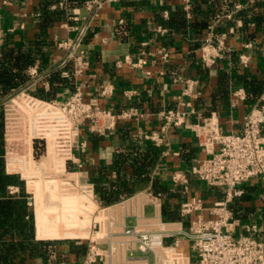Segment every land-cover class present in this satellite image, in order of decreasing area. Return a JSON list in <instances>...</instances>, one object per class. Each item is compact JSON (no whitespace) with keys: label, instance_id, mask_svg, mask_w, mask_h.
I'll list each match as a JSON object with an SVG mask.
<instances>
[{"label":"crops","instance_id":"1","mask_svg":"<svg viewBox=\"0 0 264 264\" xmlns=\"http://www.w3.org/2000/svg\"><path fill=\"white\" fill-rule=\"evenodd\" d=\"M86 1L52 2V9H64L67 16L56 19L48 28L49 43L34 46L39 61L26 68L28 79L21 87L34 96L33 93L40 90L49 99L63 100L78 85L85 95L90 96L96 95L101 85L110 81L116 86V92L109 98L100 99L101 104L116 110L135 106L143 116L122 119L115 130L103 135L84 130L88 145L78 152L82 165L71 160L67 162L68 169L76 172V190L73 186L69 187L71 184L65 183L63 177L57 176L64 184L59 188L57 178H48L47 173L54 171L55 162L50 157L36 159L33 156V139L23 145L24 157L13 153L19 146L17 142L4 143L5 169L23 180V192L19 185H10L17 186L18 193L24 194L20 196L27 208L26 218L32 223L33 240L39 245V253L27 264H47L51 261L80 264L84 260L87 241L78 243L74 235L67 233L72 230V224L80 223L76 226H82L86 222H82L83 218L81 222L77 219L73 222V219H64L63 216L65 210H87L93 206L83 200V197L87 199L85 193L88 190L96 194L97 203L106 206L112 213L116 228L120 229L135 225L137 221L145 225L151 217L167 219L164 214L166 201L152 189L153 179L156 178L173 193L179 194L172 197L177 209L187 196H201L207 206L225 197V189L207 185L191 170L195 159L208 155L198 144L192 128H172L165 135L166 142L162 146L154 145L141 133L159 130L162 120L158 112L177 106L181 84L175 82V77L183 75L200 79V94L192 102L200 114H190L189 121L196 122L205 116L215 115L223 132L240 131L243 116L259 102L261 96L251 94L242 75L264 82V0H193L191 17L183 11L180 0H103L94 11L87 8ZM42 2L0 0L3 43L13 35V39L22 43L20 46L30 47V39L38 33L36 13ZM239 2H244L245 7L236 10L235 4ZM165 11H168V16ZM229 13L231 18L226 16ZM165 21H169L172 27L165 26ZM158 25L165 26L168 31L156 32ZM211 25L214 26V37L226 38L229 48L216 66L208 68L199 57L198 47L211 31ZM245 41L253 44L248 49L251 61L246 69L237 60ZM9 42L15 45L13 41ZM64 42L66 44H62ZM161 46L170 50L173 61L162 62L157 55L149 53L148 62L143 67L134 68L128 62V59L141 57L142 50L153 52ZM81 50L86 51L90 65L82 75L77 76L73 54ZM33 66L39 70L36 76L29 73ZM54 71H58L59 76L51 78ZM239 87L245 88V99L233 95ZM128 89H134L136 93L127 97L124 93ZM3 101L2 97L0 107ZM0 114L3 116L2 112ZM125 131L142 139L144 145L157 147L158 161L151 172L149 184L136 188L117 203H105L91 176L98 169L110 165L118 151L128 148ZM174 170L187 173L188 195L175 188L172 179ZM36 171L43 175L32 174ZM118 173L113 169L109 176L115 179ZM37 179L44 180L47 187L41 189L40 185L37 186ZM243 188V195L236 198L230 207L242 221L257 220L264 226V183L256 180ZM136 193L140 194L130 198ZM27 196L35 198V205L28 204ZM180 218L178 211L175 219L170 220L178 221ZM108 226L110 230V223ZM83 230L78 233H84ZM180 243L181 250L192 252L186 237Z\"/></svg>","mask_w":264,"mask_h":264},{"label":"built area","instance_id":"2","mask_svg":"<svg viewBox=\"0 0 264 264\" xmlns=\"http://www.w3.org/2000/svg\"><path fill=\"white\" fill-rule=\"evenodd\" d=\"M102 2L103 0H87L86 6L94 11ZM180 2L187 16L191 17L193 0ZM244 5V2L236 3L235 9L243 8ZM165 15L168 16V11H165ZM226 16L231 18L232 14ZM213 28L211 25V31L198 47L199 57L208 68L216 66L225 56V50L229 48L226 38L214 37ZM167 31L163 25L156 27V32ZM2 44L3 37L0 34V46ZM252 45L251 41H245L243 50L237 55L238 63L244 69L250 66L251 54L248 49ZM149 53L157 55L162 62L173 61L170 50L166 46H161L153 52L142 50L141 57L137 60L128 59V62L134 68L143 67L148 62ZM73 61L77 76L84 73L90 65L85 50L73 54ZM38 71L37 66L29 69L31 76H36ZM174 79L181 84L177 106L164 108L158 112L162 120L159 130L141 133L154 145L162 146L166 142L165 135L172 128L181 126L192 128L198 144L208 155L195 159L191 170L207 185L225 189V197L207 206L203 197L187 196L180 203L178 211L181 218L178 221L151 217L145 225H140L137 221L135 225L120 229L116 228L112 213L108 212L106 206L97 203L96 194L88 190L89 192L85 193L87 199L83 197V200L93 206L81 215L82 218L88 219L81 226L84 233L74 235L78 243L87 241L86 254L80 264H264V226L257 220L242 221L230 207L236 198L243 195L244 185L256 180L264 183V92L259 102L243 116L240 131L223 132L215 115L205 116L196 122L189 121L190 114H200L192 103L200 94L198 89L200 79L183 75ZM115 92L116 86L108 81L101 85L96 95L90 96L85 95L78 85L62 102L38 98L28 91H16L8 96L7 99L13 101L20 95H26L25 98L20 96L21 103L25 102L27 97H35L49 103L55 110L53 119L56 118L57 121L52 123V120L51 123L53 128L59 126L55 128L62 129L61 137L55 136L51 142L44 135H35L32 138L35 146L33 156L36 159L50 157L53 161H58V164H54V171L47 173L49 179L63 177L65 183L71 184L69 187L76 188L74 175L76 172L68 169L67 162L71 160L82 165L78 152L88 145L84 130L103 135L115 130L122 119H138L143 116L135 106L122 110L103 106L100 99L109 98ZM135 93L136 90L128 89L124 94L130 97ZM233 95L245 99L246 90L239 87L235 89ZM42 118L39 117L40 127L49 128L46 119L45 123ZM61 118L64 120L61 121ZM64 128L68 130H63ZM51 146H54L55 150H52ZM32 174L43 175L40 171ZM172 179L175 188L188 195L187 173L174 170ZM9 191L18 193V187L10 185ZM139 194L136 193L130 198ZM34 199L27 196L28 204L35 205ZM109 223L110 230L107 229ZM185 237L190 242L191 253L180 249L181 239ZM47 264L72 263L51 261Z\"/></svg>","mask_w":264,"mask_h":264},{"label":"trees","instance_id":"3","mask_svg":"<svg viewBox=\"0 0 264 264\" xmlns=\"http://www.w3.org/2000/svg\"><path fill=\"white\" fill-rule=\"evenodd\" d=\"M54 1L55 0H43L39 9H37L36 19L39 22L38 33L34 38L30 39V47L20 46L22 43L13 39V35H10L0 47V99L11 94L13 88L21 87L27 82L28 76L25 72L26 68L30 64L39 61V58H37L38 51L33 49L34 46L39 45L37 43H49L47 39L48 28L53 25L56 19L65 18L67 16L64 9L51 8V4ZM73 1L79 3L83 0ZM127 2L129 3V1ZM169 23V21H165L164 25L170 28L172 26ZM9 41H13L15 45H10ZM57 76H59L58 71H54L51 74V78ZM242 76L245 78L246 87L251 94L257 95L256 97L260 96L264 91V82H260L258 79L253 80L248 78V75ZM39 91L33 94L39 98L50 100V97H46ZM21 97L25 98L24 95H21ZM10 102L14 103L13 101ZM17 103L19 102L17 101ZM24 103L25 102L19 103L20 107L19 105L18 107L23 109L24 112L27 110L31 118L35 117L29 120V125L33 132H37L38 128L42 129L39 124V117H43L42 119H46V122H48L47 124L50 126L49 129L54 133L55 130L53 129H55V127L53 128V124L50 123L53 120V113H55V110L48 109L49 106L47 107L46 105H49V103L43 102L35 97H28L26 99V103H31V105ZM40 114H43V116H40ZM37 117L38 122L35 121ZM1 118L2 114H0V264H27L32 260L33 256L35 257V255L39 253V245L33 240L32 223L30 219L26 218L27 208L22 199L23 197L20 196L23 194V180L19 175L8 173L5 169V125ZM63 120L64 118H61V121ZM52 137L53 141L54 135ZM124 137L129 143L128 148L123 151H118L110 165L98 169V171L92 173L91 176L100 197L105 203L116 202L135 191L136 188L149 184L152 180L151 172L158 161L157 157L159 150L157 147L150 144L148 146L146 144L144 145L143 140L132 135L130 131H125ZM52 148V150H55L54 146ZM54 162L58 164V161ZM57 168H59V166ZM113 169L119 172L118 178L112 179L109 176ZM58 181V188L64 185L60 180ZM38 183L37 181L36 185H40L41 189L47 187L44 180L42 183ZM10 184L19 185L22 191L21 194L10 193ZM152 189L155 193L164 197L166 201L164 214L167 219H175L178 214V209L172 201V197L175 195L179 196V194L173 193L172 190L163 185L158 178L153 179ZM83 212L84 210L78 209L72 212L65 210V216L63 217L64 219H73V222H75V219L81 222V215ZM85 220L88 219L84 217L82 222ZM76 224L78 223L72 224V230H69L67 234H79L78 232L81 230V226H78L80 223L77 226Z\"/></svg>","mask_w":264,"mask_h":264},{"label":"rangeland","instance_id":"4","mask_svg":"<svg viewBox=\"0 0 264 264\" xmlns=\"http://www.w3.org/2000/svg\"><path fill=\"white\" fill-rule=\"evenodd\" d=\"M22 87L13 88V91L9 95H12L16 91H19V92L20 91H27L25 88H22ZM20 96L17 98V100L16 99L13 100L14 103L10 102L11 99H9V100L7 99L8 95L5 96L6 98L3 97L4 101L1 103L0 113L1 112L3 113L2 118H3V121H4V125H5V128H4V132H5L4 133V143H6L7 141H10V142H14L15 141V142H17V144L19 146H16V149L13 151V153L15 155L23 156V154L25 152L24 148H23V145L25 143H30V140L35 135H44L48 139V141L51 142L52 138H53L52 137L53 135H54V137L56 136L57 138L61 137V133L60 132H61L62 129L60 130V129L55 128V131L53 133V131L51 129L46 127V129H44V128L43 129H39L38 128L37 132H33L32 128L29 125V120L30 119L32 120L35 117L31 118L30 117V113L27 110L24 112L23 109L19 108L20 107L19 103L21 104V102L19 101ZM24 96H26V95H24ZM50 100H52V99H50ZM54 100H58V101H61V102L64 101V99L63 100L54 99ZM17 101L19 103H17ZM28 102H30V101H28ZM24 104H30L31 105V103H26V101H25ZM18 105H19V107H18ZM46 106L48 107L49 105H46ZM48 109H52V107L49 106ZM44 120L45 119H43L42 121H44ZM35 121L38 122V117H37V119H35ZM55 121H57L56 118L53 119L52 123H55ZM52 123H50V124H52ZM55 127H59V126H55ZM63 130H68V129L64 128ZM65 132L68 133V131H65ZM55 133H59V134H55ZM35 140H37V139L35 138ZM14 148H15V146L13 147V149ZM37 180L40 183L39 179H37ZM73 189L76 190L75 188H73Z\"/></svg>","mask_w":264,"mask_h":264},{"label":"bare ground","instance_id":"5","mask_svg":"<svg viewBox=\"0 0 264 264\" xmlns=\"http://www.w3.org/2000/svg\"><path fill=\"white\" fill-rule=\"evenodd\" d=\"M39 181H40V183H42V180H39ZM91 207H92V206H91ZM91 207H89V209H90ZM89 209H87V210H89ZM87 210L85 209L84 212H86Z\"/></svg>","mask_w":264,"mask_h":264}]
</instances>
